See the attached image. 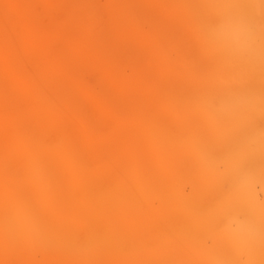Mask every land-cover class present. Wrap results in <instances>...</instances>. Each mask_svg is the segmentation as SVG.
<instances>
[{"label":"bare ground","instance_id":"obj_1","mask_svg":"<svg viewBox=\"0 0 264 264\" xmlns=\"http://www.w3.org/2000/svg\"><path fill=\"white\" fill-rule=\"evenodd\" d=\"M35 1L0 0V264H264V0H184L210 68L95 92Z\"/></svg>","mask_w":264,"mask_h":264},{"label":"rangeland","instance_id":"obj_2","mask_svg":"<svg viewBox=\"0 0 264 264\" xmlns=\"http://www.w3.org/2000/svg\"><path fill=\"white\" fill-rule=\"evenodd\" d=\"M87 1L61 0L45 5L36 0L33 6L34 11L40 12L37 14L42 18L41 25L50 35L57 34L75 46L77 54L72 60L77 68L76 77L86 89L98 91L103 81H118L136 70L139 73L129 78L142 85H153L149 69L155 62L176 69L181 80L192 76L199 65L210 68V58L206 54L199 58L195 52L203 44L207 30L217 22L214 16L186 9L182 5L184 0H90L93 4ZM96 22L103 27L96 28ZM186 25L193 30L191 47L184 35ZM11 141L6 136L1 144ZM34 254L29 255L32 258L27 261L29 264L43 259Z\"/></svg>","mask_w":264,"mask_h":264}]
</instances>
